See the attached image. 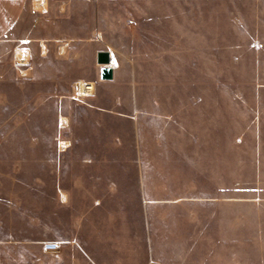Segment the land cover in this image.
Segmentation results:
<instances>
[{
    "label": "rangeland",
    "instance_id": "rangeland-1",
    "mask_svg": "<svg viewBox=\"0 0 264 264\" xmlns=\"http://www.w3.org/2000/svg\"><path fill=\"white\" fill-rule=\"evenodd\" d=\"M67 1L29 0L0 40V264H264V0H73V21ZM39 43L51 53L31 54ZM99 47L138 61L135 103L102 122L71 98ZM56 91L73 129L119 136L131 166L129 201L90 217L88 257L44 251L72 215L48 202L65 172L36 160L58 162Z\"/></svg>",
    "mask_w": 264,
    "mask_h": 264
},
{
    "label": "crops",
    "instance_id": "crops-1",
    "mask_svg": "<svg viewBox=\"0 0 264 264\" xmlns=\"http://www.w3.org/2000/svg\"><path fill=\"white\" fill-rule=\"evenodd\" d=\"M29 0H0V40L10 32V30L18 23L23 16ZM81 2L88 3V0H80ZM122 0L116 2L119 6ZM125 1V0H123ZM73 0H68L64 3L61 11H64L63 18L65 20L73 21L76 18V11L72 8ZM99 4V0H98ZM139 3H136V5ZM141 4V3H140ZM164 9H168V1L164 4ZM126 8V7H125ZM162 8V6H161ZM98 9V8H97ZM127 9V8H126ZM134 9H138L135 6ZM98 39V38H97ZM66 43V42H65ZM65 43H53V54L60 59H68L71 57V52L66 50ZM50 45V43H49ZM48 48V47H46ZM42 44L38 45V52L34 49L30 51L31 54H39V56H46L51 53L50 48L42 51ZM101 50L110 49H97V54ZM97 54L95 62L97 61ZM115 63L111 66L113 69V76L109 79H102L100 76V69L103 66L98 64L92 79L84 80L85 82H93L94 90L91 94L84 95L79 90V82L73 89L71 98L77 100L84 107L93 111H98L103 115L96 120L98 122L104 121L102 118L119 117L120 110L114 109L115 107H127L131 105V100L135 103L136 86L138 78L136 77L137 57L133 53L129 54H114ZM26 54L22 55V60L26 62ZM111 62V61H110ZM34 67V65H33ZM82 80V79H81ZM119 86L121 91L120 95H115V91ZM58 102V114L55 121L59 126V131L50 136L54 140L55 154L58 162L54 164L52 161L54 157H40L36 160L49 162V169L55 171H64V179L57 180L55 183V193L49 195L48 202L58 203L60 206L65 207L72 214L70 218L63 221L57 220L59 223H64L67 235L64 239L55 241L57 244L56 250L44 251L53 255L59 250L61 246L69 250H81L87 257L89 256L88 250L90 249V242H88L85 234V228L89 225L90 217L94 210L101 204L114 203L121 201H129L123 199L126 197L123 186H126L127 181L120 174L123 170H130V162H122L121 148L119 147V136L115 134L98 133V132H85L73 129L74 121L76 120L71 111H63V107L68 104L70 95H66L56 91ZM105 114V115H104ZM98 119V118H96ZM78 122V120H76ZM83 121V119H81ZM110 135V136H107ZM35 138H37L35 136ZM102 140V141H101ZM127 155L133 156L132 169L136 170V150L133 149L132 153L129 151ZM53 166V167H52ZM39 169V168H38ZM50 185V184H49ZM52 185V184H51ZM92 204L91 207L86 205L80 213L76 211L74 204ZM109 222L113 221V216L108 217ZM56 223V221H55ZM57 225V224H55ZM92 244V243H91ZM95 243H93L94 245ZM62 249V248H61ZM89 257L85 258L86 263L89 264ZM95 263L94 259H91ZM79 263V262H78ZM80 264H82L80 262Z\"/></svg>",
    "mask_w": 264,
    "mask_h": 264
},
{
    "label": "water",
    "instance_id": "water-1",
    "mask_svg": "<svg viewBox=\"0 0 264 264\" xmlns=\"http://www.w3.org/2000/svg\"><path fill=\"white\" fill-rule=\"evenodd\" d=\"M97 61L103 66L100 69V76L102 79H109L113 76V69L111 66H107L111 61L110 52L107 50H101L97 54Z\"/></svg>",
    "mask_w": 264,
    "mask_h": 264
},
{
    "label": "bare ground",
    "instance_id": "bare-ground-1",
    "mask_svg": "<svg viewBox=\"0 0 264 264\" xmlns=\"http://www.w3.org/2000/svg\"><path fill=\"white\" fill-rule=\"evenodd\" d=\"M110 56H111V62H110L109 65H113L115 63V59H114V56H113L112 53H110ZM91 83H92L91 88L88 89V91H86V89H84L85 85H86L85 81L84 80H80V82H79V90H80V92L81 93L82 92H88L89 94H91L93 92V90H94V83L93 82H91Z\"/></svg>",
    "mask_w": 264,
    "mask_h": 264
},
{
    "label": "built area",
    "instance_id": "built-area-1",
    "mask_svg": "<svg viewBox=\"0 0 264 264\" xmlns=\"http://www.w3.org/2000/svg\"><path fill=\"white\" fill-rule=\"evenodd\" d=\"M85 83H86V85H85V88L84 89H86V91H88V89L91 88L92 83L91 82H85ZM82 94L87 95L89 93L88 92H82ZM45 249L46 250H56L57 249V244L56 243L49 242V243H47L45 245Z\"/></svg>",
    "mask_w": 264,
    "mask_h": 264
}]
</instances>
